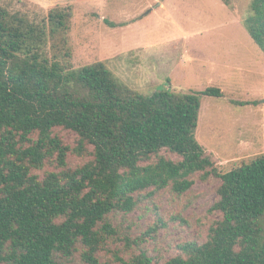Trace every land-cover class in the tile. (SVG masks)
<instances>
[{
    "label": "trees",
    "instance_id": "obj_1",
    "mask_svg": "<svg viewBox=\"0 0 264 264\" xmlns=\"http://www.w3.org/2000/svg\"><path fill=\"white\" fill-rule=\"evenodd\" d=\"M72 18L71 5L39 20L0 5V264H75L81 247L83 264H157L144 249L100 259L119 235L110 215L134 211L149 188L181 196L197 173L222 179L211 208L221 218L168 264H264V155L221 173L196 138L202 96L223 97L222 89L145 95L102 61L75 67ZM244 24L264 52V0H252ZM58 127L75 132L74 150L92 158L69 167ZM53 157L62 170L33 173Z\"/></svg>",
    "mask_w": 264,
    "mask_h": 264
},
{
    "label": "rangeland",
    "instance_id": "obj_2",
    "mask_svg": "<svg viewBox=\"0 0 264 264\" xmlns=\"http://www.w3.org/2000/svg\"><path fill=\"white\" fill-rule=\"evenodd\" d=\"M163 1V5L162 2ZM252 0H0L11 11L39 20L57 6H72L73 64L104 62L126 86L151 95L167 89L174 96L218 87L223 97L202 96L196 138L221 173L264 155V52L249 34L244 20ZM234 101L257 102L236 105ZM70 147L69 167L92 158L74 149L79 136L58 127L54 131ZM91 151V149H90ZM174 160L180 156L164 149ZM157 156H155L156 158ZM56 157L33 173L43 178L60 171ZM195 184L179 196L170 187L147 195L129 214H111L118 237L99 253L114 261L149 251L157 264H168L187 242L203 243L221 213L212 211L222 179L194 175ZM157 226V232L144 233ZM128 237V241H126ZM81 247L75 264H83Z\"/></svg>",
    "mask_w": 264,
    "mask_h": 264
},
{
    "label": "crops",
    "instance_id": "obj_3",
    "mask_svg": "<svg viewBox=\"0 0 264 264\" xmlns=\"http://www.w3.org/2000/svg\"><path fill=\"white\" fill-rule=\"evenodd\" d=\"M161 3H162V5H163V1H162Z\"/></svg>",
    "mask_w": 264,
    "mask_h": 264
}]
</instances>
